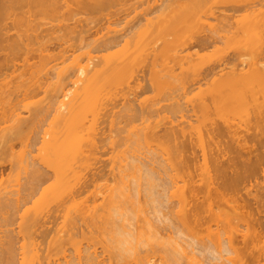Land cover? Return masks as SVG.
I'll return each mask as SVG.
<instances>
[{
	"label": "rangeland",
	"instance_id": "rangeland-1",
	"mask_svg": "<svg viewBox=\"0 0 264 264\" xmlns=\"http://www.w3.org/2000/svg\"><path fill=\"white\" fill-rule=\"evenodd\" d=\"M110 1L108 9L99 8L101 12L97 8V12L93 7L89 8L86 2L78 5H84V11L80 7L78 9L85 12L88 6L92 9L90 13L88 9L84 14L79 12L80 15L75 17L79 13L72 9L73 4L71 12H66L65 21L70 25L73 23L76 26L78 21L81 24L80 20L84 18L88 19V22L85 21L90 27H95V30L98 27L100 32L108 30L115 41L111 51L113 62L119 66L123 64L119 61L129 59L130 71L126 76L131 74L130 87L123 85V88L121 85L117 86L118 89L114 88L116 90L113 100L116 105L113 101L114 103L108 104L109 109L106 107L111 112L104 109L105 105V111H101L98 131L102 141L99 142L100 147L91 161L92 172L97 174L82 180L81 184L85 185L86 182L88 187L81 198L89 200L91 207L98 205L96 209L102 210L104 189L116 185V180L113 181V174L111 175L114 167L115 172L118 171L116 160L122 155L129 158L141 155L145 157L142 169L128 167L125 172L130 174H127L130 185L127 190H131L130 195L133 193L134 196L130 197L135 199V204H132L130 198H124L122 204L135 213L139 233L173 243L169 246L153 243L148 248L140 249V253L153 254L156 261L162 260L163 264H176L177 260L181 264H203L201 257L191 258L187 255L189 250L186 238L195 237L205 245L219 244L227 240L233 250L228 264H264V171L258 170L236 180L238 173L229 168L224 178L212 179L210 189H206L201 182L199 169L202 152L198 146H193L197 140V127L202 126L205 133L206 129L219 128L224 135L216 139L218 143L214 140L208 143H212L213 148L218 144L219 151L223 154V164H229L236 153L240 155L241 161H249L248 158L261 155L264 162V81H252L249 84L250 91L241 90L239 86L219 92L229 77L239 78L237 71H243L241 75L249 74L254 64L264 62V59H259L260 55H264V0ZM84 20L82 24H87ZM70 36L72 41L68 37L70 43H67L70 50L74 47L76 54L81 53L82 50L75 48L77 40L74 41V36ZM205 37L211 41L208 46L194 44ZM72 64L73 57L64 66L70 67L68 69L71 71ZM210 67L217 68L213 74L207 73ZM247 71L249 73H244ZM161 79L162 83H155ZM23 89L14 87L9 95L3 94L0 88V142L18 121H25L24 137L15 138L3 147L0 144V193L9 192L20 199L19 207L12 204L0 211V233L14 235L18 251L23 245L34 246L29 244L27 236L30 235L36 238L37 246H48V242L62 228V219L59 218L62 214L58 204L53 202L40 208V195L27 198L24 187L20 188L16 181L18 169L21 170L17 160L21 157L34 159L39 166L45 167L41 161L42 136L54 118V113L46 106L52 94L51 90L23 100ZM220 94H225V105L220 106L221 110L216 105L220 101ZM18 98L23 101H17ZM43 99L45 101L41 106L35 105L36 101ZM203 100L208 103L206 110L199 106V102ZM109 105L112 109L114 106V110ZM126 109L129 113L124 111ZM125 112L129 114L127 118ZM113 119L121 122L115 127L122 137L116 149L109 138L112 132L115 134L111 127L112 121H115ZM149 123L158 126L154 139L145 133L146 128L144 132V124L146 127L151 125ZM172 126H178L175 129H185L186 136L185 133H182L183 136L179 133L175 141L170 139L166 131ZM178 149L185 159L189 158V169H184L185 166H181V163H175L177 160L170 159L168 153H175ZM116 157L118 158L115 159ZM237 160L240 161L239 158ZM21 178L23 183L24 172H21ZM176 180H179L181 187L185 185L184 191L188 197L185 206V212L189 216L187 221L180 212L183 205L179 194H172ZM188 182L192 187H189ZM48 185L49 183L45 186ZM190 188H193V192ZM39 208L45 216V223L33 228L27 227L22 216ZM219 216L222 217V222ZM144 217L152 223L144 222ZM82 227L101 253V259H108L106 249L111 226L106 230L91 226V232L86 229L85 224ZM216 232H220V242L214 236L217 235ZM89 240L84 239V242ZM172 255L177 259H173Z\"/></svg>",
	"mask_w": 264,
	"mask_h": 264
},
{
	"label": "bare ground",
	"instance_id": "bare-ground-1",
	"mask_svg": "<svg viewBox=\"0 0 264 264\" xmlns=\"http://www.w3.org/2000/svg\"><path fill=\"white\" fill-rule=\"evenodd\" d=\"M261 1L262 0H260V2ZM84 2H86V4L88 3L87 5H89V8L93 7L94 11H96L95 8H97L99 10L97 11L101 12L105 7L108 9L110 5L109 2L111 1L0 0V88H2V93L10 95L14 87L15 89L24 88L21 95L24 100L33 96L35 97L47 90H51L52 94L46 106L48 105L49 107L47 108H49V111L54 113V118L49 128L44 131L42 136L43 147L41 161L45 167L39 166L34 159L30 160L21 157L17 160L21 170L18 169L16 181L20 185V188L24 187L23 191L27 198H34L40 195V208L46 207L54 202L58 204L60 208L59 211L62 214L59 215L60 217L58 216L62 219V228L60 232L48 242V246L46 247L37 246L35 244L36 238L30 235L27 236L30 241L29 244L34 246L27 247L23 245L21 250L18 251L15 247V236L10 233H0V264L119 263V258L117 254L113 252L109 243L106 249L109 258L101 259V253L94 247L91 238L87 237L85 229L82 230V226L85 224V227L87 226L86 229L91 232L89 229L91 226L106 230L110 225L109 231H112L111 210L117 206L127 208L122 204L124 198H127V200L130 198L132 204H135V201H133L135 199L130 197L133 193L130 195L129 192L131 190H127L130 186L128 184L129 180H127V174L129 173L125 172L128 167L129 169L131 167V169L139 170L140 168L141 170L145 157L133 155L129 158L128 156L122 155L120 158L119 155L118 157L120 159H117L118 157L115 158L117 159L116 163H118V171L116 173V168L113 166L114 168L111 170V175L113 174L112 180H116V185L107 186L106 189H104V204L103 202L101 203V205L103 204L102 210L101 208L96 209L98 205L95 206V208L91 207V205L88 204L89 200L81 198L88 187L86 182L85 185H83L84 183L81 184L82 180L89 175L95 176V174H97L96 172H92L93 162L91 161L94 159V156H96L95 154H97L96 151L99 149L98 147H100L98 145L100 144L99 142L102 141L98 131V120L101 111H105L104 109L108 108L109 103L115 102L113 99H115L114 92L116 89L114 90V88L118 89L117 86L121 87V85L130 87L129 83H131V74L126 76V74H128L127 72L130 71L128 66L129 59L119 61L123 62V64L119 63L122 66H118L113 62V58H111V51L115 45V41L108 30L106 32H100V27L95 30V27H90V24L87 23L88 19H85L86 22L84 18H80L81 20L79 19L81 24H79L77 19L78 23H75L76 26L73 23L70 25V23L65 21L67 11L71 12L72 9L75 10V12L77 11V13L84 11V9L82 10L83 7L86 8L84 5L83 7H80L81 5L79 6L82 11L78 9V5ZM71 4L77 7V10L76 8L74 9V7L72 8ZM89 8L87 6L86 10L88 11ZM86 10L85 12H87ZM90 10L92 9H89L88 13L91 12ZM85 12H82V14ZM80 13L75 14L73 12L75 17L76 15H80ZM74 16L72 15L73 18ZM82 20L87 24H82ZM93 29L95 31H93ZM70 34L74 36L73 40L76 39L78 41L74 40L77 45H72V47L75 46L78 50H82L81 53L76 54L75 49L73 50L74 47L71 48L72 51L70 50V45L67 44L72 41V36H70ZM68 37H71V39L69 38L70 41H68ZM210 43L211 41L208 37L201 38L194 42L195 45L203 47L208 46ZM67 45L69 47H67ZM71 57H73V64L70 65L72 70L69 71L68 68L70 67L64 66V64ZM259 59L263 60L264 55H260ZM235 66H237V64H235ZM216 69V67H210L207 73L213 74ZM237 73L239 78H236V76L229 77L226 85L220 88V93L225 92L228 88L232 89L239 86V88H242L241 90L245 89L244 91H250L249 84L252 81H257L258 83L263 82L264 62L262 61V63L254 64L250 73L248 71L244 72L249 74L241 75L238 71ZM234 75H236V68ZM158 82L162 83V79L161 81H155V83ZM241 92L245 93L243 91ZM222 95L220 94V99L218 97V101H220L216 104L218 107L215 105L217 108L225 105V94L224 96ZM22 99L18 98L17 101H23ZM44 101L45 99L38 100L35 102V105L41 106ZM199 103H201L199 105L201 109H207L208 103L206 101L203 100V102ZM109 107L112 109V106L109 105ZM112 110H114V106ZM124 111H127V109ZM121 115L123 117L126 115L127 118L129 114L125 112L124 115L123 113ZM117 122L116 120L112 121L111 127H113L112 130L115 134L112 132L111 135H109L114 149H116L122 141V137L119 136L120 134H118L115 129L116 125L121 122ZM145 125L146 124H144V132L146 128L147 132L145 133L154 139V136L158 133L156 130L158 126H153V124H151L145 127ZM175 128L172 126L166 131L170 139L173 138L172 140L174 141L178 138L179 133L182 134L186 132L185 129ZM196 129H194V132L196 131L195 134L197 133V140L196 143H193V146H198L202 152V163L199 169L201 182L206 189H210L212 179L224 178L229 168H232L234 172L238 173L236 180H240L247 175L249 176L258 170L264 171V162L261 155H255V158H252L254 160L248 158L249 161H241L240 155L236 153L229 164H223L221 160L223 154L219 151L218 144L213 148L211 147L212 143H208L213 142V140L215 143H218L216 139L224 135L221 131L222 129H206L207 133H205L206 131L204 132L202 126ZM24 130L25 121H18L13 127V130L3 136L0 142L2 147L3 145H9L15 138L24 137ZM146 134L144 135L148 136ZM186 134L187 133H185V136ZM192 142L191 140L190 145H192ZM181 145L183 144L181 143ZM177 147H179L178 144ZM177 147L175 149H177ZM179 150L180 149H178L177 152L175 151V153L173 151L172 154L168 153V155L172 161L177 160L175 163H181V166H185L184 169H187L189 164L187 163V159L189 158L185 159L184 154ZM237 158H239L241 162L238 161ZM21 172L25 173V180L23 183L21 182ZM187 172L189 171L187 170ZM117 178H119L118 181ZM178 181H174L172 194L173 196L179 194L180 202L183 205L180 212L187 221L189 216L186 214L187 212H185V206L188 197L184 191L185 185L181 187L182 185H179L180 183ZM47 183H49V185L45 186ZM189 187L192 186L189 184ZM190 189H192L193 192V188ZM19 203V197H13L9 192L0 193V211L9 208L12 204H14V207H19ZM40 208L29 215L22 216L23 222L27 227L33 228L40 225V223H45V216L41 214ZM99 210L102 212L100 213ZM220 215L222 214L220 213ZM220 217L221 216L218 218L221 220L222 217ZM195 218H197V214H195ZM219 219L217 221H219ZM143 220L146 223H152L148 218L144 217ZM219 233L214 235L217 237L218 242L221 240ZM84 239L90 240L85 243ZM183 250L186 249L183 248ZM187 251L185 252L188 253ZM187 255L191 258L194 256L191 251H189ZM194 257L196 258V256ZM172 258L175 260L177 259L175 255H172ZM133 261L134 264L164 263L162 260L161 262L156 261L153 254H142L140 251Z\"/></svg>",
	"mask_w": 264,
	"mask_h": 264
},
{
	"label": "clouds",
	"instance_id": "clouds-1",
	"mask_svg": "<svg viewBox=\"0 0 264 264\" xmlns=\"http://www.w3.org/2000/svg\"><path fill=\"white\" fill-rule=\"evenodd\" d=\"M112 231L109 236V246L119 258V264H131L142 248H148L153 243L169 246L173 241H160L158 237H146L136 228V215L127 208L114 207L110 213ZM188 250L194 256H199L203 264H228L233 250L227 240L219 244H201L195 237L186 238ZM183 252V250H181ZM176 264H181L177 260ZM199 264V262H198Z\"/></svg>",
	"mask_w": 264,
	"mask_h": 264
}]
</instances>
